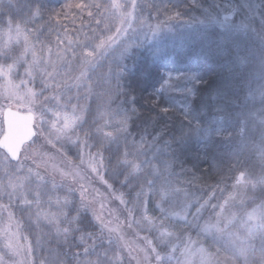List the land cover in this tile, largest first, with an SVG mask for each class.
I'll use <instances>...</instances> for the list:
<instances>
[{"label": "trees", "instance_id": "1", "mask_svg": "<svg viewBox=\"0 0 264 264\" xmlns=\"http://www.w3.org/2000/svg\"><path fill=\"white\" fill-rule=\"evenodd\" d=\"M137 5L145 26L158 38L130 41L120 61L112 69L105 67L110 69L107 82L102 85L101 76H96L93 89L103 93L91 95L78 131L101 154L109 187L127 204L150 188V170L139 171L127 162L142 143L165 159L172 187L182 188L191 203L205 202V209L224 201L239 176H246L253 186L251 198L238 208L244 220L253 209L264 206L259 198V191H264L260 135L264 119L255 114L264 104L256 88L264 78V0H139ZM105 6L106 0H0V24H18L37 14L35 23L30 21L25 28L39 35L41 42L53 43L64 35L68 39L78 33L91 35L101 25ZM251 17L255 30L247 27L246 18ZM101 105L108 113L120 110L124 126L120 136H109L102 123L106 115L101 118L98 113ZM64 154L70 162L78 159L72 144L66 143ZM2 157L7 155L0 150ZM9 163L15 161L9 158ZM67 210L71 219L78 209ZM27 211L22 207L19 218ZM74 220L79 229H68L62 220L67 229L62 234L22 223L56 263L71 264L83 255V241L96 243L97 255L106 243L99 235H84L99 230L89 211L81 210ZM261 234L248 240L246 263L239 264H248L254 247L257 256L261 254ZM102 259L101 264H122Z\"/></svg>", "mask_w": 264, "mask_h": 264}, {"label": "rangeland", "instance_id": "2", "mask_svg": "<svg viewBox=\"0 0 264 264\" xmlns=\"http://www.w3.org/2000/svg\"><path fill=\"white\" fill-rule=\"evenodd\" d=\"M138 3L106 0L101 25L91 35L78 33L71 39L64 35L53 43L41 42L39 35L25 28L30 21L35 23L37 14L18 24H0V138L5 132V108L36 116L33 100L40 90L46 119L57 126L51 144L41 139L29 142L14 165L8 156L0 158V264H62L49 256L41 242H34L24 223L62 234L67 230L62 220L68 229H79L73 219L81 210L89 211L99 225L97 233L84 235H99L106 243L97 255L93 252L96 243L83 241V255L73 258L71 264L105 263L102 257L122 264L246 263L248 240L264 232V206L253 209L244 220L239 217L241 203L251 198L253 182L246 176H239L224 201L205 209V202L191 203L182 188L172 187L165 159L141 143L127 162L139 171L150 170V188L127 204L109 187L101 154L80 135L78 128L91 95L103 93L93 89L96 76H101L102 85L107 82V72L128 51L130 41L158 38L157 32L145 26ZM246 19L247 27L255 30L253 17ZM109 65L110 69H105ZM260 81L257 94L264 100V78ZM258 106L255 114L262 120L264 104ZM100 107L98 113L101 118L106 115L102 123L109 136H120L124 130L120 110L108 113L105 106ZM66 143L77 148L76 162L63 157ZM22 207L28 215L19 218L17 212ZM71 207L78 210L67 219Z\"/></svg>", "mask_w": 264, "mask_h": 264}, {"label": "water", "instance_id": "3", "mask_svg": "<svg viewBox=\"0 0 264 264\" xmlns=\"http://www.w3.org/2000/svg\"><path fill=\"white\" fill-rule=\"evenodd\" d=\"M5 132L0 138V150L10 160L18 161L25 145L32 141L35 129L33 112H22L12 107L3 111Z\"/></svg>", "mask_w": 264, "mask_h": 264}, {"label": "clouds", "instance_id": "4", "mask_svg": "<svg viewBox=\"0 0 264 264\" xmlns=\"http://www.w3.org/2000/svg\"><path fill=\"white\" fill-rule=\"evenodd\" d=\"M28 92L31 93V89H28ZM43 90H40L38 95H35L33 100V107L36 111V116L34 119L35 129L32 137V141L35 142L37 139L47 141L49 144L52 143L50 137L53 136L56 132L57 126L55 122H51L46 119V106L44 101L41 99ZM260 135L264 138V130H261ZM259 191V190H258ZM259 198L262 203H264V191H259ZM261 254L257 256L255 247L253 249L252 256L253 258L249 260L248 264H264V234L259 236Z\"/></svg>", "mask_w": 264, "mask_h": 264}]
</instances>
